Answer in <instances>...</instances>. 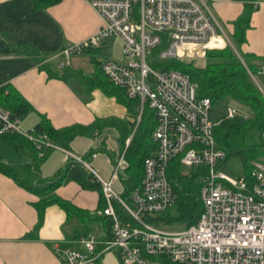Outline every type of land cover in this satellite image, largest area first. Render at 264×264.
I'll return each instance as SVG.
<instances>
[{"label":"built area","instance_id":"2783aa9c","mask_svg":"<svg viewBox=\"0 0 264 264\" xmlns=\"http://www.w3.org/2000/svg\"><path fill=\"white\" fill-rule=\"evenodd\" d=\"M102 19L101 28L85 39L62 49L59 68L68 59L102 40L118 38L122 43L121 61L108 58L100 69L110 83L121 88L129 99L154 112L153 153L144 159L140 184L129 194V202L113 189L121 160L108 179L100 177L87 160L65 151L66 155L92 172L101 184L106 207L102 213L110 219L111 235L104 250H117L122 264H148L149 256H166L179 264H264V163L251 161V181L239 182L226 177L219 167L225 152L218 147L209 119L212 103L198 98L197 85L187 73L177 69L156 68L149 62L153 50L157 60L202 56L208 49L225 46L207 0H88ZM264 4L255 2L254 7ZM264 78V64L258 68ZM242 115L229 106L226 117ZM245 117V116H244ZM139 118V117H138ZM20 117L0 107V133L14 132L31 141L36 148H56L44 134L21 130ZM96 153H89L95 157ZM178 158L183 166L202 173L199 199L203 209L196 223L179 230L162 229L145 220L175 201L167 175L169 164ZM116 201L135 224L124 221L113 207ZM84 250L55 246L58 264H81L95 258L97 240H78Z\"/></svg>","mask_w":264,"mask_h":264},{"label":"crops","instance_id":"0c3cea01","mask_svg":"<svg viewBox=\"0 0 264 264\" xmlns=\"http://www.w3.org/2000/svg\"><path fill=\"white\" fill-rule=\"evenodd\" d=\"M207 1L218 22L219 32L224 36L225 46H231L238 55L240 52L264 57V4L254 7L255 2L264 0ZM246 3L252 4L253 10L244 28L245 39L238 52L231 39L233 21L242 15ZM101 26L102 19L89 6L88 0H59L42 8H36L33 0H0V87L8 85L29 105L20 118L21 130L33 127L41 117L55 129L71 124L87 125L95 119H112L110 123L100 125L92 134L74 136L66 149L58 146L51 148L39 164V173L43 177L52 175L70 158L65 153L68 151L85 160L89 159V166L100 177L108 179L114 165L122 157L120 170L112 184L121 196L126 190L122 176L126 166L124 153L132 133L122 144L120 129L127 128L129 123L125 122L134 118L122 103L104 94L101 89L93 88L87 95L83 87H76L70 80L50 77L41 67L45 65L59 75V61L62 58L57 54L72 43L94 34ZM108 39L111 44L119 40ZM105 41L102 40L96 48L72 55L66 67L83 77L93 75L96 65L103 61L98 55ZM105 44L104 48L108 45L107 42ZM259 64H264L263 59H260ZM139 119L138 113L136 124ZM108 128L114 130L117 145L101 141L99 146L95 138ZM89 152H95L96 156L89 157ZM55 193L76 208L98 217V220L87 225L89 234L86 237H94L97 240L96 248L102 247V250L95 253L94 259L81 264H122L117 250L103 249V243L110 237L111 230L109 217L102 213L106 206L100 191L82 188L77 182L68 180L59 185ZM36 199V196L0 174V264H58L55 253L57 245L84 251L77 240L65 239L82 224L75 219H67L56 204L44 208L42 222L37 230H33L36 212L32 204ZM113 207L122 215V220L128 218L119 203L114 201ZM165 260L162 257L147 258L151 264H170Z\"/></svg>","mask_w":264,"mask_h":264},{"label":"trees","instance_id":"16d2710c","mask_svg":"<svg viewBox=\"0 0 264 264\" xmlns=\"http://www.w3.org/2000/svg\"><path fill=\"white\" fill-rule=\"evenodd\" d=\"M58 1L33 0V4L36 8H42ZM252 7V4L246 3L242 15L233 21L234 33L231 39L238 52L240 44L245 39L244 28L248 25L250 13L253 10ZM164 46L165 42H162L153 50L152 56L149 58L151 65L160 69H177L187 73L197 85L196 95L198 98L208 97L213 104L217 100L228 97L238 105L252 111L253 115L251 116L223 117L213 128L214 138L218 147L224 150L225 158L232 154L240 156L247 167L244 179L251 181V161L257 160L255 157L258 152L264 154V95L252 78V76L259 78L264 87V78L258 75V68L261 65L259 64L260 59H263L264 62V57L239 52L240 57L243 59V61H240L236 51L231 46L226 45L223 48L208 49L206 65L204 67H193L191 63L179 61L177 58L157 60L155 55ZM41 67L50 77L70 80L76 87H83L87 95L93 88L101 89L104 94L115 97L118 102L122 103L134 118V120L125 122L129 123L127 128L120 129L122 144L125 143L128 135L132 133L124 153L126 166L122 176L126 190L121 195L129 202L130 192L141 182L144 159L150 156L155 149V143L152 140V132L156 125L153 110L147 104L144 105L140 119L136 124L135 117L139 113L138 101L127 98L121 88L110 83L102 73L100 65H96L95 72L88 77H83L78 72L68 69L66 65L60 69L59 75L51 72L50 68L45 65H41ZM0 107L21 118L28 110L29 105L16 90L4 85L0 87ZM111 121L113 120L95 119L87 125L71 124L55 129L44 117H41L31 128L34 135L44 134L47 141L66 149L69 141L74 136L92 134L99 129L100 125H106ZM50 150L51 148L44 146L36 148L31 141L18 133H0V174L11 179L19 188L36 196L37 199L32 204L36 212V222L33 230H37L40 226L44 208L50 204H56L64 211L67 219H75L82 224L69 237L65 238L67 241L77 240L78 242L80 238L88 236L89 224L98 220V217L78 209L68 201L60 198L56 195L55 189L62 183L72 180L82 188L100 191V196L104 206H106L101 184L92 172L70 158L52 175L41 176L39 164ZM182 166L179 159L175 158L171 161L167 170L168 179L175 194L174 203L161 213L144 217L147 222L154 226L168 230L186 228L196 223L203 209L199 199L200 175L202 172L191 168L189 175L182 176L180 174ZM116 211L119 215V211L117 209ZM125 217H128L125 221H130L132 225L135 224L131 217L128 215ZM108 222L110 225V219ZM100 250H102V247L96 248V252ZM142 256L146 259L153 257L147 255L144 251H142ZM156 257L165 258V261L170 264H179L171 261L166 256Z\"/></svg>","mask_w":264,"mask_h":264},{"label":"rangeland","instance_id":"374dc122","mask_svg":"<svg viewBox=\"0 0 264 264\" xmlns=\"http://www.w3.org/2000/svg\"><path fill=\"white\" fill-rule=\"evenodd\" d=\"M106 42L108 45L106 46V48H104V45H106L105 44ZM101 45H103V46H101V51L98 55V57L101 60H106L108 58H112L114 60H119V61L122 60L121 59L122 58L121 43L119 40L116 39L111 44V40L106 39V41L103 42ZM207 51L208 50H206L205 54L202 56H197V55L185 56V57L177 58V60L183 61L186 63H191V65L193 67H204L208 61V58L206 56ZM236 55L240 59V61H243V59L240 57V55H238V53H236ZM252 78L254 79V81L256 82V84L261 89V91L264 95V87H263L262 83L260 82V79L255 77V76H252ZM229 106H235L239 110V112L244 114V116L253 115L252 111L249 108L237 105L230 98L225 97V98H222L220 100L215 101L212 104V108H211V111L209 113V119L212 122H218L223 117H226ZM95 140H96V144H98L99 146L101 144V141H105L112 146L117 145V139L115 137L114 130H110V128L102 131L100 133V135L95 138ZM255 159L264 163V154L258 152L256 154ZM87 161L89 162V159H87ZM190 169H191V167L182 166L180 174L182 176L189 175ZM219 170L229 179H231L233 181H238V182L240 180L244 179V177L247 173V167H246L243 159L240 156L234 155V154L228 155L225 158V160L223 161V163L219 167ZM174 230H176V229H174ZM148 264H151V263L148 261Z\"/></svg>","mask_w":264,"mask_h":264}]
</instances>
